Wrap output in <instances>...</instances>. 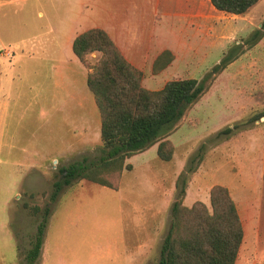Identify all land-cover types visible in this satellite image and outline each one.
Masks as SVG:
<instances>
[{"label":"crops","instance_id":"obj_1","mask_svg":"<svg viewBox=\"0 0 264 264\" xmlns=\"http://www.w3.org/2000/svg\"><path fill=\"white\" fill-rule=\"evenodd\" d=\"M253 7L243 15H231L216 10L209 0H0V145L9 126V114L18 113L25 94L22 88L14 90L17 77L22 81L31 78L39 84L34 91L38 103L49 117L50 129L61 130L59 136L66 139L68 147L100 143V113L87 86L90 70L72 51L78 35L92 29L104 31L124 60L141 72L142 87L159 91L169 81L191 79L212 51L218 52V63L230 47L218 24L224 15L240 24L256 12ZM210 95L209 106L197 108L205 116L203 124L209 123V127L201 126V133H196L193 116L199 113L194 110L189 115L191 106L179 121L182 127L178 123L167 135L174 148L170 162L158 159L157 145L143 152L153 151L154 159L167 164L161 168L166 169L168 179L177 180L182 172V162L174 170L169 166L178 145L194 146L206 135L232 127L236 120L259 110L248 106L249 99L257 97L247 93H236V101L224 92ZM254 122V128L232 133L228 140L225 137L226 149L211 150L192 174L191 181L198 190L207 182L203 198H197L198 190L191 194L185 188L181 202L186 207L197 201L207 203L214 186L228 191L242 227L234 264H264V129L260 128L264 122ZM232 144L236 145L233 149L228 147ZM244 148L246 153H242ZM43 247L42 243L38 264L46 253Z\"/></svg>","mask_w":264,"mask_h":264},{"label":"rangeland","instance_id":"obj_2","mask_svg":"<svg viewBox=\"0 0 264 264\" xmlns=\"http://www.w3.org/2000/svg\"><path fill=\"white\" fill-rule=\"evenodd\" d=\"M253 8H257L256 12L242 19L240 24L232 23L229 15H224L218 24L220 33L227 36V47L240 45L243 53L227 72L218 75L204 97L189 111V115L195 111L199 113L198 107L209 106L212 100L207 98L211 92H224L234 101L236 93L256 96V99H249L248 106H257L259 110L233 122V135L254 128L256 120L264 122L261 116L264 114V36L249 47L244 43L255 30L264 28V0H259ZM218 55L212 51L191 74V79L200 80L217 63ZM97 56L94 53L87 57L90 66L96 64ZM236 75L240 78L235 79ZM19 78H16L14 90L22 88L25 94L19 101L18 113L9 114V126L0 145V264H26V253L46 207L50 208V213L43 234L46 253L40 256L41 264H158L161 244L172 220L171 205L177 199L178 180L168 179L166 169L161 168L167 164L154 159L153 151L133 154L124 160L123 165L131 168L121 172L116 188H103L82 180L65 188L52 203L49 196L56 169L82 157L95 160L101 142L91 143L86 148L68 147L66 139L59 136L62 131L50 129L49 117L38 103L34 91L39 84L31 78L26 81ZM193 117L196 133H201L204 126L209 127V123L203 124L205 116L201 113ZM182 125L179 123V128ZM227 127L206 135L194 146L185 148L176 141L178 147L169 164L170 170L182 162L180 176L192 167L193 172L186 175L185 182L191 194L198 190L191 181L192 174L200 169L211 150L226 149L225 137L228 140L233 136L219 134ZM260 128L264 129V124ZM159 142L154 145L158 146ZM201 146L200 159L190 164ZM228 147L233 149L236 145ZM242 153H246L245 148ZM207 190L205 182L197 198H203ZM204 204L210 210L209 199Z\"/></svg>","mask_w":264,"mask_h":264},{"label":"trees","instance_id":"obj_3","mask_svg":"<svg viewBox=\"0 0 264 264\" xmlns=\"http://www.w3.org/2000/svg\"><path fill=\"white\" fill-rule=\"evenodd\" d=\"M209 1L218 11L243 15L259 0ZM263 35L264 28L255 30L244 43L249 47ZM72 51L90 70L87 86L100 113L101 145L95 160L82 157L56 169L49 196L52 203L65 188L82 180L116 188L121 172L131 168L123 165L124 160L158 141V158L170 161L174 148L165 139L167 135L216 77L243 53L240 45L233 44L200 80H172L159 91H149L141 85V72L124 60L104 31L92 29L78 35ZM94 53L98 55L96 64L90 66L87 57ZM232 129L227 127L219 134L229 136ZM202 149L203 146L199 148V154L190 159V164L200 159ZM189 172H193L191 166L185 175L178 176L177 199L171 205L172 220L161 244L158 264H234L242 240V227L234 202L224 187L214 186L209 191L210 210L199 201L191 207L183 206L179 198L185 193ZM49 213V207L42 212L31 248L25 256L26 264H35L39 257Z\"/></svg>","mask_w":264,"mask_h":264}]
</instances>
